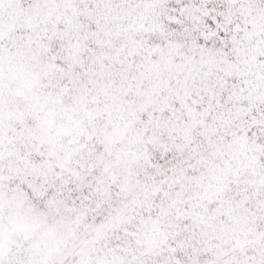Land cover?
<instances>
[{"label": "snow or ice", "instance_id": "snow-or-ice-1", "mask_svg": "<svg viewBox=\"0 0 264 264\" xmlns=\"http://www.w3.org/2000/svg\"><path fill=\"white\" fill-rule=\"evenodd\" d=\"M0 264H264V0H0Z\"/></svg>", "mask_w": 264, "mask_h": 264}]
</instances>
